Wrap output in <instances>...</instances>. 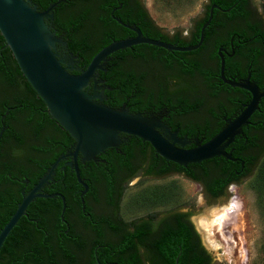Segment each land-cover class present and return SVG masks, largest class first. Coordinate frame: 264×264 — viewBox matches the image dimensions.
Wrapping results in <instances>:
<instances>
[{
	"label": "flooded vegetation",
	"instance_id": "af4514ba",
	"mask_svg": "<svg viewBox=\"0 0 264 264\" xmlns=\"http://www.w3.org/2000/svg\"><path fill=\"white\" fill-rule=\"evenodd\" d=\"M31 1L42 11L57 0ZM212 5L218 7L213 8L197 49L181 52L134 44L111 54L97 71L100 82L95 90L92 80L87 86L89 93L100 94L94 99L97 103L157 118L185 142L175 145L187 150L211 140L249 104L252 93L230 82L249 80L264 94V14L254 0H205L201 17L185 35L168 33L158 25L144 0H63L47 22L66 42L58 51L67 63L72 61L68 71L79 74L89 63H83L80 52L89 56L112 41L134 38L135 29L144 37L177 46L196 44ZM69 21L77 24L70 32ZM79 37L85 45L73 51L70 44ZM0 68L10 75V80L0 82V230L22 192L30 191L57 162L39 191L54 196L35 198L4 244L25 247L24 254L34 247L54 249L56 256L47 258L50 264L53 259L60 264H224L209 253L191 217L203 209L228 211L238 200L235 190L257 171L264 158V95L240 133L224 147L230 159L219 155L179 165L157 154L148 141L120 134L121 143L95 160L82 161L78 154L85 190L69 164L74 139L48 114L42 99L25 91L27 81L17 74L19 67L1 34ZM157 130L172 142L168 133ZM177 179L196 185L201 202L153 208L128 219L121 215L127 189ZM206 224L202 233L208 230ZM182 229L181 241L176 233ZM183 246L192 253L200 246L202 254L173 256L161 251ZM1 259L10 260L7 250Z\"/></svg>",
	"mask_w": 264,
	"mask_h": 264
},
{
	"label": "water",
	"instance_id": "95a60500",
	"mask_svg": "<svg viewBox=\"0 0 264 264\" xmlns=\"http://www.w3.org/2000/svg\"><path fill=\"white\" fill-rule=\"evenodd\" d=\"M61 1L63 0L52 2L45 10L40 11L31 0H0V34L22 75L37 96L43 100L48 114L74 139V150L70 153L73 162L69 164L75 168L77 180L85 190L86 185L80 178L77 167L78 154L81 155L82 161L95 160L100 152L109 147H117L121 143L120 134L136 136L148 141L157 154L179 165L199 163L219 155L231 158L230 154L224 151V147L240 133L241 126L247 123L248 117L257 108L259 98L264 95L249 80L245 83L230 82L252 93V99L241 114L229 121L211 140L204 144L196 142L195 148L187 150L175 145L183 146L185 142L177 139L175 134H170L157 118L132 113L124 107L112 108L97 103L94 99L100 97V94L96 91L89 93L87 89L92 80L95 90L97 83L100 82L97 79V71L102 69L111 54L134 44L146 43L181 52L197 49L203 41L204 30L212 18V10L218 6L212 5L210 8L209 16L200 29L199 40L194 45L169 44L144 37L138 29H135L136 37L110 42L93 55L86 68L79 74H71L68 70L71 69L72 61L67 63L65 55L61 56L58 51V46L65 48L66 42L47 22L53 17V9ZM157 129L168 133L167 137L172 142L162 136ZM2 131L3 129L0 130V139ZM56 163L47 169L30 191L22 192L21 201L0 230V250L11 230L20 218L26 215L27 206L37 197L54 196L39 191L51 178ZM199 232L203 234L200 230Z\"/></svg>",
	"mask_w": 264,
	"mask_h": 264
},
{
	"label": "rangeland",
	"instance_id": "374dc122",
	"mask_svg": "<svg viewBox=\"0 0 264 264\" xmlns=\"http://www.w3.org/2000/svg\"><path fill=\"white\" fill-rule=\"evenodd\" d=\"M150 16L168 33L181 31L184 35L201 17L205 0H144ZM264 14V0H254ZM176 182H144L126 190L120 206L121 215L129 218L153 208H168L179 203L201 202L197 186L183 179ZM156 187H165L168 196L161 202L131 203L135 194L156 192ZM172 189H169V188ZM148 188V189H147ZM144 191V192H143ZM242 208L235 224L220 230L212 216L217 208L197 210L191 219L194 223L201 217L208 225L201 239L209 253L224 264H264V186L259 184L257 174L241 183L235 190ZM183 209L185 208L182 207ZM205 210V211H204ZM240 221V222H239ZM235 226V227H234ZM239 226V227H238ZM202 231V230H201ZM245 257V258H244Z\"/></svg>",
	"mask_w": 264,
	"mask_h": 264
},
{
	"label": "trees",
	"instance_id": "16d2710c",
	"mask_svg": "<svg viewBox=\"0 0 264 264\" xmlns=\"http://www.w3.org/2000/svg\"><path fill=\"white\" fill-rule=\"evenodd\" d=\"M214 1V0H213ZM72 25H74L77 28V24H73L72 21H69L66 25V28H68V31H71V27ZM85 45V39L83 37H79L76 39H73L72 43L70 44V47L73 51H81V49L83 48V46ZM95 52H93L92 54H90L89 56H85L80 52V57L83 59V63H87L88 61H90L92 55H94ZM21 71L18 69L17 70V74H20ZM10 75L6 74L4 72V70L2 68H0V82L4 83L7 82V80H10ZM24 88L25 91L27 92H31L32 95L36 94L35 91L32 89V87L29 85V83H25L24 82ZM30 93V94H31ZM37 95V94H36ZM257 174V180L259 181V184L264 186V158L262 159V161L260 162V165L258 166V169L256 171ZM148 189V188H147ZM166 188L164 187H158L156 188V192L150 191L147 192L146 194L140 193L134 200L140 204L141 203H148V202H153V201H157V202H161L163 203L162 199L168 196V190H165ZM144 192V191H143ZM132 200V201H134ZM8 215H5V219H7ZM184 230L182 229L181 231L176 233V237L178 239H180L181 237V241L182 238L184 236ZM26 248L25 247H19V248H9L7 246V244H4L1 248V253L4 252L5 250H7V252H9V257L10 260L9 261H4L1 259V253H0V264H50L48 263V257H55L56 256V252L54 249H49V248H42V247H34V251L29 252L26 251L27 253L24 254V250ZM161 251L164 252V254L167 255H173L176 256L178 254H180L181 256H185V255H201V251H200V246L197 247V250L195 253L191 252V248L188 246H183V247H175V248H171V247H165L164 249H161ZM28 257V260L27 258ZM53 264H60L58 261H55V259H53Z\"/></svg>",
	"mask_w": 264,
	"mask_h": 264
},
{
	"label": "bare ground",
	"instance_id": "6f19581e",
	"mask_svg": "<svg viewBox=\"0 0 264 264\" xmlns=\"http://www.w3.org/2000/svg\"><path fill=\"white\" fill-rule=\"evenodd\" d=\"M228 208V207H226ZM242 208V203L240 200H234L232 206L228 211L225 210V208L220 212H215L212 216L215 217L214 222L216 225H218L220 230H223L224 225L228 224H235L238 216L240 214ZM240 222V221H239ZM206 222L200 221L198 222V226L201 230H205L207 226H205ZM208 225V224H206ZM235 227V226H234ZM239 227V226H238ZM245 258V257H244Z\"/></svg>",
	"mask_w": 264,
	"mask_h": 264
}]
</instances>
